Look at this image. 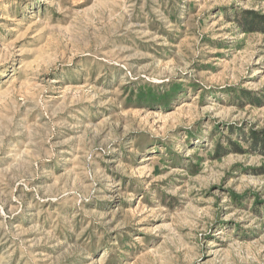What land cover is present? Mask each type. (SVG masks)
Instances as JSON below:
<instances>
[{
    "label": "rangeland",
    "instance_id": "obj_1",
    "mask_svg": "<svg viewBox=\"0 0 264 264\" xmlns=\"http://www.w3.org/2000/svg\"><path fill=\"white\" fill-rule=\"evenodd\" d=\"M0 264H264V0H0Z\"/></svg>",
    "mask_w": 264,
    "mask_h": 264
}]
</instances>
